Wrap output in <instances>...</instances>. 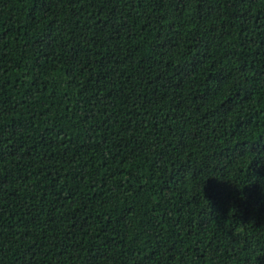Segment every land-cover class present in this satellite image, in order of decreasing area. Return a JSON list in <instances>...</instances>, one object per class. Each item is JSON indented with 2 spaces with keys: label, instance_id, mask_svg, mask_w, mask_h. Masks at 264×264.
Here are the masks:
<instances>
[{
  "label": "trees",
  "instance_id": "1",
  "mask_svg": "<svg viewBox=\"0 0 264 264\" xmlns=\"http://www.w3.org/2000/svg\"><path fill=\"white\" fill-rule=\"evenodd\" d=\"M0 264H264V0H0Z\"/></svg>",
  "mask_w": 264,
  "mask_h": 264
}]
</instances>
